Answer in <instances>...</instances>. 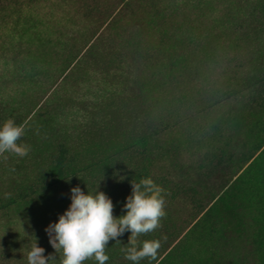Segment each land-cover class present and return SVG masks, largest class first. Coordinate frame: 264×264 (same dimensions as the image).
Here are the masks:
<instances>
[{"label":"trees","instance_id":"obj_1","mask_svg":"<svg viewBox=\"0 0 264 264\" xmlns=\"http://www.w3.org/2000/svg\"><path fill=\"white\" fill-rule=\"evenodd\" d=\"M4 1L8 2L0 0V11ZM63 1L74 2L80 18L95 26L80 44H44L37 38L40 44L23 50L31 92L14 103L17 109L4 108L0 118V126L8 118L23 124L25 134L19 143L30 145L24 157L0 155V203L13 202L9 210L0 206V220H13L23 229L0 242V254L9 258L0 264H28L35 237L45 256L56 257L50 264H60L62 253L56 254L45 229L68 209L73 187L87 193L98 186L111 198L113 215L119 217L133 179L150 176L166 190L167 201L192 184L190 166L170 147L172 138L186 130L190 117L187 109L163 107L162 100L171 96L168 91L207 92L212 102L201 115L211 114L215 110L211 105L237 97L251 112L264 103V0L251 1L244 12L225 15L218 31L204 30L200 17L193 19L180 10L188 0ZM167 36L180 37L183 43H166ZM206 44L218 45L199 62L205 64L204 72L219 67L220 78L228 82L220 91L213 89L215 81L207 84V78H192L193 47L204 50ZM217 55L221 57L215 60ZM177 78L180 84L174 85ZM90 79L95 82L93 100L69 93L71 88L79 91ZM80 101L89 108L83 118L72 114L69 121L61 122L58 114L67 115L66 109ZM212 117L205 126L208 131L225 115ZM125 236L110 240L105 249L112 264H119ZM84 264L98 262L92 258Z\"/></svg>","mask_w":264,"mask_h":264},{"label":"rangeland","instance_id":"obj_2","mask_svg":"<svg viewBox=\"0 0 264 264\" xmlns=\"http://www.w3.org/2000/svg\"><path fill=\"white\" fill-rule=\"evenodd\" d=\"M188 1L180 10L193 19L200 17L204 30L218 31L222 28L220 23L225 15L244 12L253 0ZM69 2L4 1L0 11V118L4 116V108L17 109L14 103L21 101L24 92H31V83L25 80L30 71L21 58L24 48L41 41L44 44H80V38L82 42L88 31L94 29L95 24L81 19L74 2ZM104 2L95 0L98 4ZM163 40L169 44L183 43L182 38L176 36H167ZM217 45L206 44L204 50L193 47L191 73L192 78L209 79L207 84L210 80L215 81L213 89L220 91L228 82L220 78L219 67L204 72L205 64L199 62ZM219 57L215 56V60ZM173 83L180 84V79H175ZM174 90L168 91L171 96L162 100L163 107L187 109L190 119L184 126L186 130L182 129L183 134L172 138L170 147L188 163L193 181L189 187L181 188L179 196L166 200V216L162 218L161 226L139 237V241L166 237L158 250L157 259L150 261L145 258L139 264H264V103L258 111L251 112L243 109V102L238 103L237 97V100L233 98L216 107L211 105L215 110L201 115L202 108L212 102L207 92L179 93V89ZM69 93L80 100H93L95 82L90 79L79 91L74 92L71 88ZM217 94L215 92V96ZM85 106L84 101L75 103L70 110L66 109L67 115L59 113L58 117L61 122L69 121L72 114L81 119L89 110ZM223 113L225 118L219 123H212L208 131L206 123H211L213 115ZM196 131L200 132L199 137H196ZM202 171L205 172L202 174ZM124 204L119 207V215L126 214ZM12 205V200L8 199L0 203L6 210ZM7 212L3 211V214ZM1 223H7L0 229L1 243L17 228L23 229L22 224L17 226L13 220L9 223L0 220ZM124 234L127 235L124 244L128 247L131 233L126 231ZM1 259L4 257L0 254ZM8 259L6 256L4 260ZM112 259L109 256V264H112ZM119 264L133 262L127 260L122 251Z\"/></svg>","mask_w":264,"mask_h":264},{"label":"clouds","instance_id":"obj_3","mask_svg":"<svg viewBox=\"0 0 264 264\" xmlns=\"http://www.w3.org/2000/svg\"><path fill=\"white\" fill-rule=\"evenodd\" d=\"M25 134V126L17 125L14 119L8 118L0 126V155L14 153L24 157L30 151V145L19 143ZM7 158V157H5ZM123 179V177H121ZM132 192L127 197L124 208L126 214L113 215L114 204L103 191H87L79 186L71 189V204L57 222L50 223L45 231L56 254L62 253L60 264H84L94 258L98 264H105L109 256L105 249L110 240L130 231L128 247L121 250L125 258L133 264L142 259L150 261L158 257L166 237L161 239L139 241L141 235L149 234L161 226L166 216V190L158 185L150 176L138 182L131 181ZM45 249L38 246L37 238L27 253L28 264H50L56 259L53 255L45 256Z\"/></svg>","mask_w":264,"mask_h":264}]
</instances>
